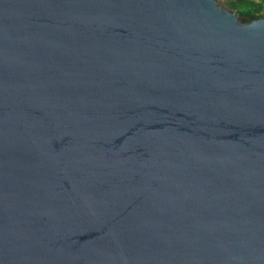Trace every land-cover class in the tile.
Segmentation results:
<instances>
[{"label":"water","instance_id":"water-1","mask_svg":"<svg viewBox=\"0 0 264 264\" xmlns=\"http://www.w3.org/2000/svg\"><path fill=\"white\" fill-rule=\"evenodd\" d=\"M0 264H264V14L0 0Z\"/></svg>","mask_w":264,"mask_h":264},{"label":"trees","instance_id":"trees-1","mask_svg":"<svg viewBox=\"0 0 264 264\" xmlns=\"http://www.w3.org/2000/svg\"><path fill=\"white\" fill-rule=\"evenodd\" d=\"M222 3L235 10L237 17L243 22L264 14V0H223Z\"/></svg>","mask_w":264,"mask_h":264},{"label":"rangeland","instance_id":"rangeland-1","mask_svg":"<svg viewBox=\"0 0 264 264\" xmlns=\"http://www.w3.org/2000/svg\"><path fill=\"white\" fill-rule=\"evenodd\" d=\"M218 3H220L221 5H223V6H225L223 3H222V1L223 0H216Z\"/></svg>","mask_w":264,"mask_h":264}]
</instances>
